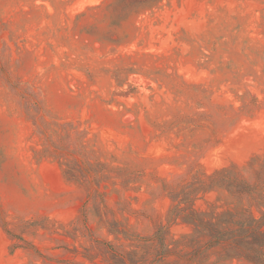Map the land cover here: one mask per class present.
<instances>
[{"label":"rangeland","instance_id":"1","mask_svg":"<svg viewBox=\"0 0 264 264\" xmlns=\"http://www.w3.org/2000/svg\"><path fill=\"white\" fill-rule=\"evenodd\" d=\"M257 156L264 0H0V264H160L171 192Z\"/></svg>","mask_w":264,"mask_h":264},{"label":"trees","instance_id":"2","mask_svg":"<svg viewBox=\"0 0 264 264\" xmlns=\"http://www.w3.org/2000/svg\"><path fill=\"white\" fill-rule=\"evenodd\" d=\"M214 192L218 193V202L225 201V210L218 212L217 206H211L210 211L194 209L201 195ZM170 198L173 204L168 229L182 223L192 232L174 241L171 248L161 228L155 236L160 264L171 257L177 258V264H209L210 254L217 257L214 264H264V157H254L244 169L226 167L212 174H197L179 191L171 192ZM184 240L192 243H185L189 252L181 255L177 251ZM129 261L137 264L132 258Z\"/></svg>","mask_w":264,"mask_h":264}]
</instances>
